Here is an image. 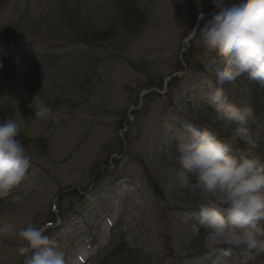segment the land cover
I'll return each instance as SVG.
<instances>
[{
  "label": "rangeland",
  "instance_id": "obj_1",
  "mask_svg": "<svg viewBox=\"0 0 264 264\" xmlns=\"http://www.w3.org/2000/svg\"><path fill=\"white\" fill-rule=\"evenodd\" d=\"M212 4L0 0V120L20 124L32 165L30 190L0 200V218L17 230L44 227L65 264H101L106 254L102 264H194L227 247L206 239L172 160L184 123L234 141L204 106L219 58L189 33L218 12ZM224 94L252 104L240 78ZM41 102L46 117L35 115ZM200 228L203 248L193 243ZM20 243L0 238V264H23ZM118 245L128 251L113 253ZM239 250L247 255L216 263L264 264V254Z\"/></svg>",
  "mask_w": 264,
  "mask_h": 264
},
{
  "label": "clouds",
  "instance_id": "obj_2",
  "mask_svg": "<svg viewBox=\"0 0 264 264\" xmlns=\"http://www.w3.org/2000/svg\"><path fill=\"white\" fill-rule=\"evenodd\" d=\"M218 12L203 27L190 31L202 47L219 58L214 77L216 87L207 93V101L215 120L231 131L244 147L221 139L209 127L198 128L191 123L181 126L175 157L177 178L197 198L200 224L206 239L231 249L264 254V159L256 149L261 143L260 129L255 135L250 121L256 117L250 106L237 107L228 102L224 85L246 75L249 81L264 88V0H238L227 6L224 0H213ZM198 20L204 19L200 13ZM212 87V82H208ZM35 115L46 117L51 109L41 102ZM20 124L8 117L0 120V200L9 197L22 200L17 193L31 188V157L17 139ZM44 227L28 224L17 230L13 223L0 218V238L15 236L21 243L18 254L23 264H65L58 242L45 234Z\"/></svg>",
  "mask_w": 264,
  "mask_h": 264
},
{
  "label": "trees",
  "instance_id": "obj_3",
  "mask_svg": "<svg viewBox=\"0 0 264 264\" xmlns=\"http://www.w3.org/2000/svg\"><path fill=\"white\" fill-rule=\"evenodd\" d=\"M212 7H214V4H212L211 6H210V8H212ZM90 38H92V39H95L93 36H91ZM97 39V38H96ZM95 39V40H96ZM98 40V39H97ZM201 73H204L203 71H200ZM240 79H242V81H243V83H245L246 84V86L248 87V89H249V93H250V102H249V105H250V103H252L251 104V108L253 109V111H254V114H255V117H256V119H255V121L253 122V121H250V126L252 125V124H254V135H255V133L257 132V130L258 129H260V138H261V143H260V146H261V144H264V88H261L259 85H258V83H256V82H254V81H249L248 79H247V76L246 75H244V76H242ZM162 85L161 84H159L157 87H158V89H162V87H161ZM217 85H216V83H213V86L210 88L209 86L207 87V90L205 89V91L207 92V93H209V92H211V91H213L214 89H215V87H216ZM155 95V94H154ZM157 95V94H156ZM259 96V97H258ZM227 97V100H228V102L229 103H231V104H233V105H235V106H237V107H242L241 106V104H239L235 99H233L232 97H228V96H226ZM204 106H206V108H207V111L209 110L212 114H214L215 115V113H214V110L212 109V107H211V105L208 103V101H207V104L206 105H204ZM222 127H223V130H225V132L226 131H230V130H226L225 128H224V126H223V124L221 125ZM180 137V136H179ZM176 142L178 143L179 141H177L176 140ZM174 145H175V143H174ZM233 145H234V147H244L245 145H244V143L242 142V141H240L239 139H236V140H234L233 141ZM259 146V148L258 149H256V152H257V154L261 157V159H264V150L261 148ZM177 156V151H175L174 152V156H173V159L172 160H174V162H176V159H175V157ZM177 163V162H176ZM188 190V189H187ZM189 192V191H188ZM157 194H158V192H156ZM48 222V224H52V222H53V219H48L47 220ZM203 230L202 229H200V231H198L199 233L196 235V237H195V240H193L194 242L193 243H199L201 246H200V248H203V245H202V240L201 241H199L198 239L200 238V237H202V235H201V233H204V232H202ZM122 245V244H121ZM121 245H118V246H114V248H113V253H117L118 252V254H122V252L124 253L125 251H128V250H126L123 246H121ZM200 248H198V250H201ZM197 248H194L193 247V250H196ZM225 249V248H224ZM224 249H220V250H217L215 253H214V256L213 255H211V254H209V253H207V255H206V259H209V258H211V257H215V259H216V261H217V259H220V258H222L223 257V250ZM192 250V251H193ZM240 252H242L241 250H232L231 249V252H230V254H229V257H234L237 253H240ZM200 253H205L204 251L203 252H200ZM111 254V253H110ZM110 254H109V256H110ZM202 254H200L199 255V257H201V255ZM209 254V255H208ZM251 254V253H250ZM251 255H253V256H255V254H251ZM204 256V255H203ZM108 257V256H107ZM107 257H105V259H104V261L102 262V263H104L105 262V260L107 259ZM256 257V256H255ZM189 258H191V256H189ZM195 260V258L193 259V261ZM199 260V262H201L202 263V261H204L205 260V258H199L198 259ZM198 260H196V261H198ZM101 263V264H102ZM204 264H207V263H205L204 262Z\"/></svg>",
  "mask_w": 264,
  "mask_h": 264
},
{
  "label": "bare ground",
  "instance_id": "obj_4",
  "mask_svg": "<svg viewBox=\"0 0 264 264\" xmlns=\"http://www.w3.org/2000/svg\"><path fill=\"white\" fill-rule=\"evenodd\" d=\"M74 264H76V263H74ZM79 264H82V261L81 260L79 261Z\"/></svg>",
  "mask_w": 264,
  "mask_h": 264
}]
</instances>
